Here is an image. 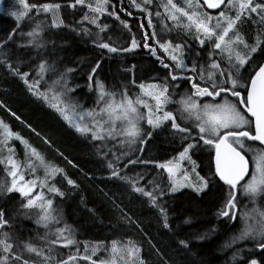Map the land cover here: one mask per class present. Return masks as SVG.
<instances>
[{
    "label": "snow or ice",
    "instance_id": "1",
    "mask_svg": "<svg viewBox=\"0 0 264 264\" xmlns=\"http://www.w3.org/2000/svg\"><path fill=\"white\" fill-rule=\"evenodd\" d=\"M110 2L111 0H67L62 5L59 2L29 4L27 0H16L19 10L8 13L14 19L15 26L7 32L5 38H0V49L7 47L18 33L25 41L18 47L43 48L45 41L42 33L46 29L66 26L62 18L63 9H76L78 6L85 11L80 20L75 22L77 26L72 28L73 31L78 34L82 32L97 48L106 49L108 53L128 52L137 48L139 43L135 37L128 48H123L113 46L110 37L105 41L101 35L109 29L107 24L100 22V17L106 12L120 20L125 29L129 28L128 23L120 19L117 10L108 11ZM130 4L147 17L155 15L160 20L161 35L155 31L145 35L143 46L152 56L157 57L167 72V76L159 83L140 82L137 85L139 93L134 96L130 94L127 83L120 86L122 90H109L98 78L102 64L100 60L88 71L89 90L96 94L95 101L89 108H84L73 99L75 88L69 87V76L77 69L65 68L59 71L55 60L49 63L47 58H40L39 63L29 71H21L20 64L23 61L18 60L13 64L11 57L2 51L0 64L12 75L18 76L31 95L42 100L77 134L86 140L90 139L109 178L123 181L132 193L147 198L150 208L156 210L163 229L178 237V233L172 229L169 209L163 200L166 194L190 187L199 196L214 184L219 185L222 182L221 188L227 186V191L215 213L217 219L232 223L239 215L243 223L238 234L226 241L223 247L230 248L237 241L251 239L256 248L264 250V207L258 204V200H264V147L253 146L256 142L264 146V0H182V3L181 0H161L158 6L163 12L155 13L149 11L154 0H130ZM204 5L207 9L216 10V15L204 11ZM33 12L35 16L32 15ZM41 13L45 15V21L38 19ZM49 16L51 20L47 22ZM31 20H35V24L29 31L22 32L25 21ZM245 20H251L257 28L252 43L239 30ZM84 22L94 25L96 31L93 32L87 27L80 28L79 25ZM144 27L141 25V28ZM147 27H154L151 18L148 19ZM173 31L178 33L176 39L179 42L163 39L164 34ZM183 37H191L197 44V50L194 51L191 41ZM204 49H207L206 58L203 56ZM158 52L162 55H158ZM258 53L260 59L254 55ZM134 67L125 71L134 72ZM33 73L35 78L29 80ZM48 75L52 76L50 81H46ZM178 81L190 85V88L179 93L180 98L176 100L172 90L178 92ZM45 83L47 86L41 88ZM135 83L133 79L132 84ZM202 98L207 102L200 103ZM172 104L178 107L174 111L166 110ZM0 107L6 106L0 102ZM11 115L20 120L16 113ZM144 122L152 129L146 136L141 126ZM181 122L190 124L191 127L182 126ZM168 124L171 125L172 134L179 136L181 141V150L175 157L163 163H155L157 169H162L167 174L168 183L165 184L161 176L159 181L155 178L148 181L151 186L149 188L141 185L144 179L141 174L134 177L122 175L119 165L128 156L124 148L135 146L143 151L146 140L156 130H162ZM28 127L46 145L52 147V141L31 128V125ZM13 139L18 140L24 147L23 160L17 158L15 147L9 146ZM113 141L115 143L110 146ZM201 147L214 150V155L210 153L211 162L207 176L200 175L190 155L193 149ZM56 151L63 156L59 149ZM249 154L251 160L246 158ZM64 159L67 160V157ZM181 162L191 163V169L184 168ZM68 163L72 164V161L68 160ZM137 163L153 162L128 159L124 168ZM0 166H3L6 173V179L0 181V197H10L18 193L23 201L18 211L27 214L38 210L35 223L47 230L39 236V243L32 238L20 241L17 237L14 240L10 232L3 230L12 225L6 209L0 208V264H75L79 253L61 258L57 252V245L70 248L76 246L77 242L69 225L58 226L61 221L53 198H63L66 195L62 186H57L59 176L73 188L78 187L76 182L27 139L18 132H13L10 125L2 119ZM41 171L43 176L39 175ZM249 173L251 174L248 175ZM193 174L195 180L192 179ZM241 194L249 199L251 208L239 207L238 196ZM112 203L120 212L119 218L123 224L143 231L140 222L124 212L115 201ZM182 223L191 224V217H185ZM214 231L215 226L196 235L195 239L203 240L208 232ZM101 244L91 249L93 255ZM175 244L178 249L187 251L191 247V240L177 238ZM103 246L108 250L107 245ZM152 247L155 248V245ZM85 248L87 249V245ZM156 251L159 253V249ZM110 254V258L100 261L99 264H148L143 256V245L131 238L123 242L113 240ZM236 255L237 253H233L232 259ZM79 258L97 264L87 252ZM165 264L169 262L165 261ZM248 264H264V258L259 261L252 258Z\"/></svg>",
    "mask_w": 264,
    "mask_h": 264
},
{
    "label": "trees",
    "instance_id": "2",
    "mask_svg": "<svg viewBox=\"0 0 264 264\" xmlns=\"http://www.w3.org/2000/svg\"><path fill=\"white\" fill-rule=\"evenodd\" d=\"M158 1L161 3V0ZM27 2L29 4L59 2L63 5L67 3V0H27ZM121 8L123 11H120ZM113 9L117 10L120 19L129 25V28L125 29L120 20H116L106 13L100 17V22L111 25L118 36L116 39L111 38L113 46L128 48L132 38L135 37L139 43L137 48L128 52L108 53L106 49L97 48L92 40L82 32L78 34L73 31L72 28L77 26L75 22L80 20L85 11L78 6L76 9H63L62 18L66 26L46 29L42 33L45 41L43 48L18 47L19 44L25 43L18 33L16 38L0 51L10 56L13 64L18 60L23 61L20 64L21 71H29L39 63L40 58H47L49 63L55 60L58 63L59 71H63L65 68L77 69L69 76V87L75 88L73 99L84 108L91 107L96 98L95 92L90 91L88 87V71L97 60L102 61L98 78L108 86L109 90L116 91L120 89L121 85L127 83L130 94L135 95L139 93L137 85L140 82L159 83L167 76L166 70L160 65L157 57L152 56L149 50L143 46L145 35H150L153 31L161 35V23L156 18V24L153 23L154 27L148 28V19L153 20V17H147L140 9L131 7L130 0H111L108 10ZM203 10L213 16L216 15V10L210 12L205 6H203ZM32 15L36 14L33 12ZM41 16L45 21V15L41 13L39 17ZM50 20L49 16L47 22ZM31 22L33 21H25L21 31H29L33 26ZM167 23L171 26L170 21ZM84 25H88V23L84 22L79 27L84 28ZM141 25L145 27L141 28ZM14 26L15 21L12 17L0 15V38H5L7 32ZM88 28L93 32L96 31L94 25H89ZM239 30L246 36L249 43L253 42L257 28L251 20L243 21ZM101 35L105 41H108L109 36L105 32ZM177 36L178 33L173 31L170 34H164L163 39L179 42L176 39ZM185 39L191 41L194 51L197 50V44L191 37H185ZM206 52L207 49H204L203 56ZM158 55H162V53L158 52ZM254 55L257 59L261 58L259 53ZM133 66H135L134 72L125 71ZM34 78V73L29 76V80ZM46 79L49 81L52 76L48 75ZM133 79L136 81L135 84H132ZM177 85L178 92L172 91L174 92L173 98L179 100V93L185 92L190 88V85L182 81H178ZM46 86V83L42 84L41 88ZM200 101H204V99L202 98ZM0 102L6 106L0 107V119L8 123L13 132H18L37 147L49 161L62 167L67 176L78 185L73 188L67 185L62 176L57 178V186H62V190L66 192L63 198H53L61 221L58 226L69 225L77 242L76 246L70 248L57 245V252L61 258L77 253L82 256L87 252L99 264L100 261L110 258L113 240L123 242L129 238L143 245V256L148 260V264H165V261H168L169 264H248L252 258H256L258 261L264 258L263 250L256 248L250 240L237 241L230 248L223 247L226 241H230L233 235L238 234L241 220L239 215L232 223L217 219L215 213L227 191V186L221 188L222 182H219V185L214 184L199 196L190 189H182L163 197L172 219V229L178 233V237L173 236L172 232L162 228L158 214L155 209L150 208L147 198L132 193L130 187L123 181L109 178L90 139L86 140L77 134L42 100L31 95L19 77L12 75L2 64H0ZM177 107L178 105L172 104L167 109L174 111ZM13 112L20 117V120L11 115ZM181 123L182 126L191 127ZM28 125L52 141V147L46 145L41 137L35 135ZM142 128L145 136L148 131H152L149 126ZM170 129L171 125L168 124L166 128L156 130L154 135L146 140L143 151L136 147V150L128 154L127 158L119 165L122 170L121 174L133 177L141 174L144 176L141 185L149 188L151 186L148 185V181H152L154 178L159 181L161 176H163V182L167 184V174L163 173L162 169H157L155 163L168 161L181 150L179 136H174ZM111 143L113 142H110V146ZM254 146L260 147L257 143ZM56 149H59L63 156L58 155ZM210 153L213 155L214 150L204 147L193 149L190 153L195 161L196 169L202 176L209 174ZM64 157H67V160ZM128 159H140L153 163L131 164L125 169L124 165L128 163ZM248 159L251 160L250 155ZM68 160H71L72 164L76 166L73 167L68 163ZM39 175L43 176V172L41 171ZM5 179L6 173L3 166H0V181ZM112 201H115L134 220L140 222L143 231L134 226L123 224L119 218L120 212L114 207ZM22 202L18 193L10 197H0V208L6 209L7 217L10 218L12 225L3 230L10 232L14 240L17 237L20 241L32 238L34 242L39 243V236H42L47 230L35 223L38 210L27 214L18 211ZM238 204L240 207V195ZM185 217H191L192 223L183 224ZM213 226L216 231L208 232L205 239H195L196 235L206 232ZM177 238L190 239V249L187 251L178 249L175 244ZM97 244H101V246L93 255L91 249ZM85 245H87V249ZM103 245H107L108 250ZM152 245H155V248ZM157 249H159V253L156 251ZM233 253H237L234 259H232ZM79 256L75 264H91L90 261H85Z\"/></svg>",
    "mask_w": 264,
    "mask_h": 264
},
{
    "label": "rangeland",
    "instance_id": "3",
    "mask_svg": "<svg viewBox=\"0 0 264 264\" xmlns=\"http://www.w3.org/2000/svg\"><path fill=\"white\" fill-rule=\"evenodd\" d=\"M159 4H160V2L158 0H154V4L149 6V11L151 13H155L157 11L163 12V9L158 6ZM12 10H19V6L16 3V0H0V15L9 16L8 13L10 11H12ZM106 14H107V12H106ZM9 17H11V16H9ZM152 17H153V20H152L153 23L156 24V22H155V19H156L155 15H152ZM38 19L40 21H44V17L43 16L38 17ZM32 21L33 22H31V24L34 25L36 21L35 20H32ZM89 25L90 24L84 25V27H87L88 28ZM107 25L109 26V29L105 31V34L108 35L110 38L116 39L118 36L116 35L115 30H113V27L111 25H109V24H107ZM184 39H185V37H184ZM165 40H167V38H165ZM193 48H194V46H193ZM47 51H48V49H47ZM206 56H207V52L205 53L204 57L206 58ZM57 66H58V63H57ZM46 80H48V79H46ZM199 102L200 103H204V102H207V101L204 100V101H199ZM166 110H169V109H166ZM188 125H190V124H188ZM141 126L142 127H144V126H147L148 127V125L146 124V122L142 123ZM113 143H115V142L113 141ZM9 146L15 147L17 158L20 159V160H23V158H24V147H23V145H21L18 140L13 139L12 141H10V145ZM254 147H256V146H254ZM118 150L119 149H117V151ZM134 150H136V147L135 146H133L132 148H128V147H125L124 148V151L127 152L128 154L132 153ZM5 155H7V153H5ZM249 155L251 157V154H249ZM192 160L194 161L193 158H192ZM181 163H182V166L184 168H187L188 170H190L191 167H192V164L191 163H187V162H181ZM181 175H182V173H181ZM29 178H31V177H29ZM192 179L195 180V175L194 174L192 175ZM182 189H190V190H192V188H190V187H184V188H181L179 190H182ZM34 191H39V189H34ZM240 202H241V204H240V208L241 209L251 208L252 207V204L250 203L249 199L245 195H243V194L240 195ZM258 204H259V206L264 207V200H258ZM242 227H243V223L241 221V223H240V229ZM247 240L252 241L251 239H247Z\"/></svg>",
    "mask_w": 264,
    "mask_h": 264
},
{
    "label": "water",
    "instance_id": "4",
    "mask_svg": "<svg viewBox=\"0 0 264 264\" xmlns=\"http://www.w3.org/2000/svg\"><path fill=\"white\" fill-rule=\"evenodd\" d=\"M201 2H202V0H201ZM205 6V8L207 9V6L206 5H204ZM208 11H210V12H212V11H214V10H212V9H207ZM258 145H259V142H256ZM260 147H264V146H261V145H259ZM214 155V154H213ZM247 159H248V157H246ZM249 175V174H248ZM263 252H264V250H263Z\"/></svg>",
    "mask_w": 264,
    "mask_h": 264
}]
</instances>
